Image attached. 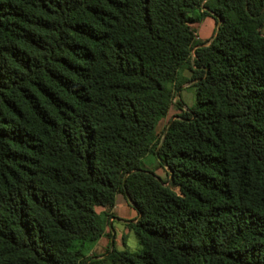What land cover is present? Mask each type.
<instances>
[{"label":"trees","instance_id":"trees-1","mask_svg":"<svg viewBox=\"0 0 264 264\" xmlns=\"http://www.w3.org/2000/svg\"><path fill=\"white\" fill-rule=\"evenodd\" d=\"M263 24L264 0H0V264H264ZM117 193L139 250L84 255Z\"/></svg>","mask_w":264,"mask_h":264},{"label":"rangeland","instance_id":"rangeland-1","mask_svg":"<svg viewBox=\"0 0 264 264\" xmlns=\"http://www.w3.org/2000/svg\"><path fill=\"white\" fill-rule=\"evenodd\" d=\"M261 31L264 34V24L262 25ZM188 69H183L181 71V77L188 75ZM186 74V75H185ZM188 76H186L188 78ZM186 83V82H185ZM193 82L186 83L187 86L182 87V85L176 88L178 95H175L174 102L164 120L159 126V130L163 126L168 124L169 120L180 113V108L185 110L188 107H191L195 104V87L192 85ZM168 121V122H167ZM156 158L147 154L141 159L142 166L148 170L153 171L156 175L167 179V176L164 174L161 167L157 165ZM97 211H107L111 214L109 219L110 224L108 223L107 228L114 232L115 238L113 240L112 248L116 250L130 249V250H139L140 245L138 244L136 235L128 227V223L137 216L136 209L131 205L126 196L122 193H117L115 195L114 205L110 208H97ZM110 238L106 234L100 236L97 240L91 244H87L83 249L84 255H102L105 254L106 248L110 246ZM110 248V247H109Z\"/></svg>","mask_w":264,"mask_h":264},{"label":"crops","instance_id":"crops-1","mask_svg":"<svg viewBox=\"0 0 264 264\" xmlns=\"http://www.w3.org/2000/svg\"><path fill=\"white\" fill-rule=\"evenodd\" d=\"M216 26H217V24H216L214 18L211 16H207L203 20H201L200 22L193 24V27L195 28V32H196L195 34L197 36V39L202 40V41L211 40L213 32L216 29ZM188 74H189V76L186 74L185 75L190 77L191 72L189 71ZM186 76H184V78H187ZM186 83H188V82H186ZM186 83H183L182 87L187 86ZM177 95H178V92H176V96ZM135 218H136V216L133 219H135ZM110 223L111 222H109V224ZM106 230L111 231L109 228H107ZM112 233H113V240H114L115 234L113 231H111V235H112Z\"/></svg>","mask_w":264,"mask_h":264},{"label":"water","instance_id":"water-1","mask_svg":"<svg viewBox=\"0 0 264 264\" xmlns=\"http://www.w3.org/2000/svg\"><path fill=\"white\" fill-rule=\"evenodd\" d=\"M219 22H220V19H219L218 23H219ZM174 118H175V116H173V117L169 120V122H168V124H167V127H168V125L171 123V121H172ZM167 127H166L165 129H167ZM156 153H157V152H156ZM158 160H160V159H158ZM112 245H113V233H112L111 238H110V248H109L108 253L111 251V249H112Z\"/></svg>","mask_w":264,"mask_h":264},{"label":"built area","instance_id":"built-area-1","mask_svg":"<svg viewBox=\"0 0 264 264\" xmlns=\"http://www.w3.org/2000/svg\"><path fill=\"white\" fill-rule=\"evenodd\" d=\"M196 38H197V36H196Z\"/></svg>","mask_w":264,"mask_h":264}]
</instances>
